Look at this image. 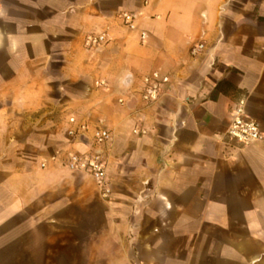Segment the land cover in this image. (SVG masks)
Instances as JSON below:
<instances>
[{
	"label": "crops",
	"instance_id": "1",
	"mask_svg": "<svg viewBox=\"0 0 264 264\" xmlns=\"http://www.w3.org/2000/svg\"><path fill=\"white\" fill-rule=\"evenodd\" d=\"M152 73L170 85L147 105ZM241 100L247 147L224 136ZM71 117L112 142L69 138ZM97 151L109 203L66 167ZM228 260L264 264V0H0V264Z\"/></svg>",
	"mask_w": 264,
	"mask_h": 264
},
{
	"label": "built area",
	"instance_id": "2",
	"mask_svg": "<svg viewBox=\"0 0 264 264\" xmlns=\"http://www.w3.org/2000/svg\"><path fill=\"white\" fill-rule=\"evenodd\" d=\"M121 21L124 27L130 31L136 30L135 15L131 13L121 14ZM146 35L141 33L140 39L145 40ZM105 34L89 35L84 40V48L88 51H95L106 45ZM203 50L198 45L190 50L193 57ZM143 89L141 100L147 105H152L166 94V88L170 85V78L161 77L158 73H152L142 79ZM122 103V101H119ZM69 129L67 136L71 139L83 137L90 134V140L94 146L100 147L109 145L112 142V133L101 126L91 127L86 122H78L75 117L68 119ZM134 134H144L143 131L135 129ZM225 138L240 147H247L262 140L260 127L246 112L245 101H239L234 107L231 119L224 134ZM108 161L100 152L86 154H71L68 156L66 167L71 172L82 173L89 176L95 183L100 199L109 203L112 197V188L107 176ZM45 165L42 164L41 168Z\"/></svg>",
	"mask_w": 264,
	"mask_h": 264
},
{
	"label": "rangeland",
	"instance_id": "3",
	"mask_svg": "<svg viewBox=\"0 0 264 264\" xmlns=\"http://www.w3.org/2000/svg\"><path fill=\"white\" fill-rule=\"evenodd\" d=\"M241 235H242L243 237H247V236H249V234H248L246 231H244V230L241 232ZM212 242H214V241H213V240L210 241V242L208 243V246L211 245V244H213ZM244 258H246V257H244ZM227 263H228V264H232L233 262H231V261L228 260ZM243 264H246V261H245V260L243 261Z\"/></svg>",
	"mask_w": 264,
	"mask_h": 264
}]
</instances>
